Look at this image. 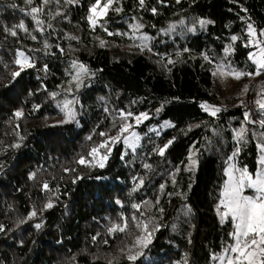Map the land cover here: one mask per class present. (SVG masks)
I'll list each match as a JSON object with an SVG mask.
<instances>
[{
	"label": "trees",
	"instance_id": "16d2710c",
	"mask_svg": "<svg viewBox=\"0 0 264 264\" xmlns=\"http://www.w3.org/2000/svg\"><path fill=\"white\" fill-rule=\"evenodd\" d=\"M93 2L0 0V224L6 229L0 232V264H131L120 250L127 251L141 234L132 216L160 225L135 264H217L210 256L231 242L232 231V222L221 224L215 211L226 161L239 147L237 167L256 171L264 126L245 120V108L240 102L234 105L236 99H225L233 107L223 103L212 72L221 62L254 71L248 59L253 49L231 37L243 38L247 23L264 29V0H145L143 7L138 0H119L123 10L110 11L104 27L95 30L86 19ZM33 7L42 9L37 18L44 21L43 32L28 14ZM57 11L62 15L55 16ZM181 18L190 24L201 19L212 23L165 44L160 30ZM21 22L30 35L17 29L18 36L12 37L3 31ZM137 23L144 27L134 33L130 26ZM141 34L151 38V51L129 39ZM229 44L235 51L226 54ZM17 50L31 57L35 67L13 79ZM73 62L89 70L83 78L88 86L79 90ZM66 99L78 100L72 107L79 126L60 123L65 115L58 105ZM204 102L221 111L209 115L200 108ZM121 110L151 117L139 125L132 121L141 137L135 152L121 142L112 147L103 168L94 161L93 166L77 163L81 157L92 159L90 149L106 139L100 132L116 135L113 121L119 125ZM17 111L23 112L21 118L14 116ZM165 121L175 127L162 128ZM153 127L159 135L149 130ZM242 127L246 142L238 144L236 131ZM173 137L159 156L157 146ZM193 151L199 162L194 173L186 170ZM49 201L53 207L45 209ZM33 210L37 215L28 219ZM123 218L129 220V233L109 235L111 224ZM37 223L42 227L37 229Z\"/></svg>",
	"mask_w": 264,
	"mask_h": 264
},
{
	"label": "snow or ice",
	"instance_id": "6c2138e0",
	"mask_svg": "<svg viewBox=\"0 0 264 264\" xmlns=\"http://www.w3.org/2000/svg\"><path fill=\"white\" fill-rule=\"evenodd\" d=\"M25 2L29 5L33 3V0H25ZM50 0H43V4H49ZM67 4H77L79 0H64ZM139 5L143 7L145 5V0H138ZM162 3L163 0H160ZM177 3L180 0H176ZM56 3L59 4L60 0H56ZM13 7H17L16 5H12ZM123 9L119 5V0H94L93 3L88 8V15L86 17L89 26L95 30L97 26L104 27V23H106V18L110 11L119 13ZM151 12L155 15L157 13V9L155 7L150 9ZM23 11V9H21ZM246 11V9H245ZM42 12L40 7L31 8V12L28 13L32 15L35 20L37 30L43 32L42 25L44 21L37 18V15ZM62 15L61 12L57 11L55 16ZM53 16V19L55 18ZM103 21V23H102ZM183 21H181V25H183ZM201 28H205L208 24L212 23V21L208 20H199L198 21ZM48 27H51L49 24ZM133 29V32H139L143 29L144 25L142 24H134L130 26ZM17 29L29 33V29L26 25L21 22L20 24L13 26L11 28L4 27L3 31L12 37L18 36ZM176 25H170L169 30L175 31ZM105 31L107 29L105 28ZM188 32L195 33V26L187 28ZM125 35L124 33H112L108 32L109 36L112 35ZM30 35V33H29ZM32 40H36L37 37L35 35H31ZM70 39H77L76 37H70ZM129 39L132 40H141L142 44L135 45L136 47H140L143 51L144 48H148L151 51V48L148 47L147 41L151 38L149 36L141 35L129 36ZM243 40V47L253 49L248 54V59L254 65V71L244 72L239 71L231 66L230 63L221 62L212 72V75L218 77L221 80H226L229 77L235 79L237 81L241 80L243 77L247 76L249 78H254L264 74V29L257 30L256 27L252 23H247L245 36L238 37L232 36L231 40L236 42L237 40ZM106 42L101 40L100 47H105ZM45 49L49 48L50 45L45 42ZM57 47H59L57 45ZM61 52L64 50L61 48ZM184 51H189L188 49H184ZM226 54H231L235 51L233 44H229L228 47L224 50ZM206 60H209L207 56L204 57ZM18 70L12 71L11 76L13 79L18 77L21 72L25 71L26 68H33L35 64L32 62V58L29 57L24 51L17 50V58L14 61ZM168 63H173L172 60H169ZM211 63V60H209ZM73 68H76V73L73 76V80L76 84V89L79 90L81 87H86L84 83V77L88 75L89 70L83 64H77L73 62ZM47 71V66L44 68ZM69 92L71 89L68 90ZM249 91L248 85H244L241 94H245ZM259 95L260 99L254 101L256 105L259 106L261 110H264V82H262V87ZM78 103L77 99L68 100L66 99L63 102L61 107V111L64 112L65 119L61 121V124H67L71 122H75L77 126H79L80 122L76 119V111L72 105ZM200 108L203 109L206 113L211 116H216L217 113L221 111V109L214 105H209L204 102L200 104ZM160 109H157L159 112ZM248 113L245 112V120H248ZM14 116L16 118H21L23 116L22 111H17ZM149 114L147 112H142L139 114H135L132 112H125L121 110L119 112V120L120 123L117 126L115 120L113 121V127L116 128V135H110L107 132H100L99 135L101 137H106L103 141H101L96 146L92 147L88 153V156L91 157V160H88L85 157H81L77 163L93 166V161L95 162V166L100 168L105 167V163L111 154L112 147L116 143H123L130 148L133 152H135L137 146L139 145V141L141 139L140 135L133 130V123L139 125L143 120L150 119ZM251 123L252 121H248ZM261 125L264 126V120H262ZM162 128H172L175 125L170 121H165L162 125ZM199 127V125H196ZM150 131L156 132L159 135V130L156 128H150ZM191 127L189 128V131ZM245 129L242 127L238 131H236V140L237 143L246 142L244 141V133ZM22 140L23 137H20ZM89 140L92 139L90 135L88 137ZM175 137L168 140L162 146H157L156 153L163 157L168 150V148L174 143ZM14 147H20L19 144L14 145ZM257 148L259 151L258 158V170L254 172H250L247 166L243 168L237 167L236 163H233L235 158L238 156L240 149L237 147L231 156L228 157L226 164L227 167L224 171V175L226 179L223 182L222 190L219 194L218 204L215 208L217 215L220 218L221 224L226 223L228 221L232 222V231L229 233V237L231 242L227 243L223 248L220 254H212L210 259L213 261H217L218 264H264V141L259 142L257 144ZM104 150V151H101ZM196 152L193 151L188 156L189 163L186 165V170L190 172H195L198 167V161L194 159ZM144 168L151 169V164H144ZM65 171H71L70 169H65ZM179 171V168L176 169ZM31 178H35V173L31 174ZM139 183L143 184V179L139 181ZM173 183H175V179L173 176ZM164 185H161V190H163ZM44 189H48V184L45 182L43 184ZM250 189L254 195H245V191ZM171 195V194H169ZM145 204H149L148 201L144 202ZM158 203V201H157ZM53 207L51 201H49L45 205V209H50ZM133 208L140 210L141 206L139 204H133ZM160 212H163V209H159ZM190 212V209H189ZM37 215V212L33 210L28 219H32ZM143 215V213H141ZM131 220L133 222V226L137 229H140L141 234L136 236L132 241L131 246L127 247V251L121 249V254L125 256V258L131 262V264H135V261L144 255V249H146L151 243L154 233L159 230L160 225L156 224L152 220H138L136 216H132ZM26 221H20V223H24ZM37 229L41 228L42 225L37 223L35 225ZM5 226L0 224V232H4ZM108 234L114 236L116 233H129V220L128 218H123L122 223H113L108 228ZM97 239V237H93V240ZM105 244L108 243L107 240L104 241ZM111 264V262H109Z\"/></svg>",
	"mask_w": 264,
	"mask_h": 264
},
{
	"label": "rangeland",
	"instance_id": "374dc122",
	"mask_svg": "<svg viewBox=\"0 0 264 264\" xmlns=\"http://www.w3.org/2000/svg\"><path fill=\"white\" fill-rule=\"evenodd\" d=\"M181 21L184 22L183 25H181ZM173 24L176 25V29H175V31H170L169 26L173 25ZM192 26H195V28H196L195 33L187 31V28L192 27ZM200 29H202V28L200 27L199 23L190 24V23H188V21L186 19L181 18L179 20L173 21L172 23H170L166 27L162 28L160 30V33H161L162 37L165 38L164 43L165 44H171V43H174V41L177 38H185L187 36H191V35L196 34ZM141 35H145V34H141ZM141 35H136V36H141ZM138 42H140V44L143 43V41H141V40H138ZM250 63L252 64L251 61H250ZM252 66L254 67L253 64H252ZM214 78H215L216 91H217L218 95L223 98L222 99L223 103L227 104L225 102V99H229V100L236 99V103L234 105H237L240 102V104L245 108L244 113L247 112L249 114L247 121H252L251 124L259 123L261 125L260 122L262 120H264V110H261L259 108V106L254 103V101L261 98L259 93H260V90L262 87V82H264L262 80L264 78V74L257 76V77H254V78H249V77L245 76L239 81L232 79L230 77L226 80H221L215 76H214ZM244 85H248L249 91L245 94H241V90H242ZM234 105L230 106L227 104V106H229V107H233ZM134 131H136V130H134ZM139 143H140V141H139ZM258 154H259V151H258ZM257 162H258V160H257ZM233 163H235V161H233ZM258 168H259V165H258ZM245 195H254V193L250 189H248L245 191Z\"/></svg>",
	"mask_w": 264,
	"mask_h": 264
},
{
	"label": "built area",
	"instance_id": "2783aa9c",
	"mask_svg": "<svg viewBox=\"0 0 264 264\" xmlns=\"http://www.w3.org/2000/svg\"><path fill=\"white\" fill-rule=\"evenodd\" d=\"M253 99V98H252Z\"/></svg>",
	"mask_w": 264,
	"mask_h": 264
}]
</instances>
